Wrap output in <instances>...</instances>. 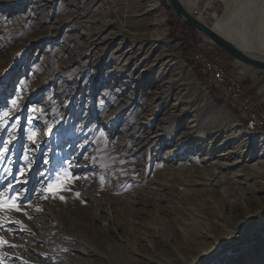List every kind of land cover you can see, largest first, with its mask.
Here are the masks:
<instances>
[{
	"label": "rangeland",
	"instance_id": "obj_1",
	"mask_svg": "<svg viewBox=\"0 0 264 264\" xmlns=\"http://www.w3.org/2000/svg\"><path fill=\"white\" fill-rule=\"evenodd\" d=\"M209 1L217 15L199 20L208 27L224 11L220 0ZM157 2V9L143 17L134 0H0V123L8 120L0 142L17 125L0 164V192L13 183L14 190L5 194L19 192L22 205L20 212L0 211V240L7 241L0 243L2 264H143L145 257L164 263V241L176 244L184 228L176 196L189 190L198 193L183 198L191 207L201 202L195 212L206 219L189 230H202L206 239L199 246L212 252L199 264H245L251 246L264 259L263 194L248 195L239 176L223 199L209 193L222 185L203 181L210 175L204 166L209 154L238 150L242 142L216 110L226 109L247 133L264 136V128L243 117L219 91L206 75L203 59L193 62L200 65L208 90L198 84L180 46L167 39L169 17L182 21L168 0ZM151 15L165 18L166 46L176 48L192 84L172 54L162 55L159 45L140 39ZM111 20L123 27L124 37L108 46L97 44L95 32ZM185 33L194 40L192 59L198 53L217 58L228 75L238 76L252 112L264 119V72L235 61L194 31ZM121 40L122 51L116 52ZM166 82L173 83L176 93L160 104L155 94ZM13 99L18 102L14 110ZM174 108L195 109V121L190 116L176 119ZM5 111L10 117H3ZM32 131L37 133L35 144L28 139ZM170 150L174 152L166 154ZM21 167L26 168L24 183H16ZM223 173L241 175L236 166ZM58 180L64 190L47 191V184ZM222 204L230 210L224 213L228 223L218 217ZM242 210L252 215L241 219ZM240 223H245L243 229ZM90 245L98 255L83 253Z\"/></svg>",
	"mask_w": 264,
	"mask_h": 264
},
{
	"label": "bare ground",
	"instance_id": "obj_2",
	"mask_svg": "<svg viewBox=\"0 0 264 264\" xmlns=\"http://www.w3.org/2000/svg\"><path fill=\"white\" fill-rule=\"evenodd\" d=\"M220 1L224 5V11L222 15L218 17L216 21L210 26V28L221 37L232 42L236 47H238L246 54L264 61V0H220ZM134 3L139 9L138 16H143V17L144 16L146 17L151 12L153 13L159 6L157 0H134ZM181 3L188 10V4H183V2ZM151 16L152 19L147 21L148 28L145 33L141 34L140 39L147 40L150 43H152V45H159L162 55L164 54L165 56H168L169 54H172L173 57L175 58V61L177 62V65L179 64L180 66L179 67L180 72H183L182 74L185 77L189 76L187 80L189 84H192L193 81L191 79V76L189 75V73H186L187 71L183 70V67L180 64V60L178 58L176 48H173L172 46H166V42H165L166 25L164 24L165 18L163 16H159V17H155V15H151ZM113 22L114 21L112 20L110 22L106 21V25H103V29L95 32L96 33L95 37H97L96 39L98 41L97 44H103V45L107 44L108 46L118 38L124 37L125 30L122 29L123 27L120 26L118 27ZM123 44L124 42L122 40L120 43H117L115 47L116 52L122 51ZM160 57L162 58V56ZM132 58H134V56ZM195 59L202 60L203 58H195ZM151 68L152 67L149 66L145 70L146 74L150 73V71L152 70ZM219 88L223 92V87H219ZM173 93H176L174 92L173 83L166 82L165 85L160 86V88L158 89V92L155 94L156 95L155 99H157V101L160 102V104H164L162 101L164 99L171 98L170 96H172ZM175 99L177 100V97L174 98V100ZM206 99L208 100V98ZM174 105H177V103ZM186 108L184 109L174 108L175 109L174 112H176V114L173 115L176 117V119H181L184 116L187 117L190 116V119L192 121H195L193 119L194 116L192 117L191 115H193L192 113H194L196 110L195 109L190 110ZM216 111L220 112L222 115H224L227 118L230 127H232L235 130L237 135L242 139L241 140L242 142H240L239 145L237 146L239 147L238 150H235L236 148L234 147L235 148V149L233 148L234 151L231 150L226 152L225 150H222L220 153H218L219 151H216L214 156H212L214 152L209 154L210 156L206 159L204 166L210 169V175L206 178V180H203L206 181V183L204 182V184L222 185L221 187L217 188L216 191L213 189V191H209V193H216L224 199L227 196L225 190L228 188L230 184H232L234 180H236L237 177L240 176L241 180L244 181V183L242 184H245L247 188L246 193L248 195L256 196V194L260 192L263 194L262 198H264V136L255 135L244 131L243 128H241L238 125V123L232 118V116L229 114V112L226 109L220 111L216 110ZM222 129L223 126H218V130H222ZM230 139L224 140V143L230 142ZM170 152L172 153L174 151L170 150L166 154ZM234 156H236L235 161L232 162L231 164H228L227 162H230L229 159L232 157L234 158ZM244 157L245 159L248 157L250 158L249 160L245 161ZM253 157L255 161H253L254 160L252 159ZM250 161L253 162L251 163ZM261 163L263 165L259 166L258 164ZM233 166H236L238 168V172H241L240 173L241 175H237L236 173L233 175L232 178L231 176L228 177L224 175L223 171H226L228 168ZM215 170L219 171V175H215L216 174ZM185 193L189 196H195L196 193L198 192L197 191L193 192L189 190L186 192L184 191L182 192V194L176 196V200L179 203V208H180L179 211H180V219H181L178 221L179 224H181L184 228H181L180 230L181 240H179V242H176V244L170 243L168 239L164 241V245L168 247V250L165 253L164 259H162L164 263L161 264H199V262L203 260L206 256H210L212 254L211 251H205L203 250L202 247L199 246L200 240L206 239V234L201 232L202 230L196 232L195 230H189V225H192L193 223L204 224L206 219H203L202 216H200L195 212V209L202 208L201 202L196 203L195 204L196 207H191L190 205L194 206L192 202H187L182 196ZM182 201L187 202L185 203L186 205L183 204ZM226 212L228 214L230 213V210L228 207L222 204L219 209L218 217L220 219H225L226 223H228V218H225ZM241 212H242L241 219L245 218L247 220L252 215V213L246 210H242ZM184 215L186 217H184ZM231 218L232 216L231 217L229 216V221ZM186 220H188V223L186 222ZM86 224L87 223L83 222V226H86ZM244 224L245 223H240L239 229H243ZM90 247H91L90 248L91 251L83 250V253L87 255H93V254L98 255L94 251L95 248L91 245ZM246 254L245 255L248 256L249 258L245 264H264V259H262V257L260 256L261 253L254 251V248L252 246L247 249ZM145 259L146 261L143 262V264H149V263L159 264L157 261H154L150 258L145 257ZM104 260L111 261L110 255H105ZM234 263L235 262H233L232 264Z\"/></svg>",
	"mask_w": 264,
	"mask_h": 264
},
{
	"label": "built area",
	"instance_id": "obj_3",
	"mask_svg": "<svg viewBox=\"0 0 264 264\" xmlns=\"http://www.w3.org/2000/svg\"><path fill=\"white\" fill-rule=\"evenodd\" d=\"M209 0H181L184 4H188L189 14L198 20H203L209 14L214 18L217 13L213 10L214 6ZM203 3V4H202ZM212 9V10H211ZM208 44L209 42L203 41ZM195 58H203V65L206 67V75L211 78L213 84H217L218 87H223V92L228 97L230 102L239 110L242 111V116L253 121L256 124L264 128V119L252 112L249 97L245 94L241 84V80L236 75H228L223 65L217 58L206 57L205 55L198 53ZM260 94L256 92V95Z\"/></svg>",
	"mask_w": 264,
	"mask_h": 264
},
{
	"label": "snow or ice",
	"instance_id": "obj_4",
	"mask_svg": "<svg viewBox=\"0 0 264 264\" xmlns=\"http://www.w3.org/2000/svg\"><path fill=\"white\" fill-rule=\"evenodd\" d=\"M11 104L13 106V110L18 107V102L15 99L11 101ZM3 117H10V112L9 111L3 112ZM7 125H8L7 119H5L2 123H0V132L5 131ZM16 127H17L16 124H12L11 131L8 132L9 139L7 141L0 142L3 145L2 147H0V164H2L3 161L7 158V153L9 151V145L15 140V136L13 135V132L16 130ZM36 136H37V133L35 131H32L30 132L28 139L33 144H35ZM25 151L27 152L28 149H25ZM25 159L27 160L28 157L25 156ZM44 162L45 164H47L49 161L45 160ZM28 167H30V165ZM5 172L8 175H12L11 169H8L7 167H5ZM25 175H26L25 167H21L20 169H18V173L15 177L16 183H24V181L21 178ZM70 178L76 179V177H70ZM14 188H15L14 184L10 182L7 184V189L5 190V192H0V211H16V212L22 211L21 198H20L21 194L19 192H16L15 194H12V195L5 194L8 190H14ZM62 190H64V187H63V184L59 182V180L56 184H52V183L47 184V191L52 192L53 194H55L58 191H62ZM44 198H47V197H44ZM60 199H63V197L61 196ZM27 206L30 207V205H27ZM37 211H40V209H37ZM24 215L27 216L28 213L25 211ZM16 223H19V221H16ZM0 243L6 244L7 241L0 240ZM10 247H16V245H10ZM0 264H2V261H0Z\"/></svg>",
	"mask_w": 264,
	"mask_h": 264
},
{
	"label": "water",
	"instance_id": "obj_5",
	"mask_svg": "<svg viewBox=\"0 0 264 264\" xmlns=\"http://www.w3.org/2000/svg\"><path fill=\"white\" fill-rule=\"evenodd\" d=\"M174 14L190 29L198 33L235 61L264 72V61L250 56L232 42L215 33L210 27L200 22L184 8L179 0H168Z\"/></svg>",
	"mask_w": 264,
	"mask_h": 264
},
{
	"label": "trees",
	"instance_id": "obj_6",
	"mask_svg": "<svg viewBox=\"0 0 264 264\" xmlns=\"http://www.w3.org/2000/svg\"><path fill=\"white\" fill-rule=\"evenodd\" d=\"M170 17L168 19V23L170 25V30H169L170 32H169V34L167 36L168 41L170 43H177L180 46L181 51H182L181 52V57H182L184 63L186 65L190 66L192 68V70L196 73V75H197L196 76V79H197L198 84L202 88L208 90V86L206 85V81H205L206 78L203 77V76H201L200 71H199L200 70V65L198 67L197 65L194 64V62H196L198 64V62H200V61L199 60H196L194 56H193V59L190 56L193 53V47H192V45H193V41L194 40H191V38L188 39L186 37L185 30H189L190 32H193L192 29H190L184 23L179 22L178 20H176L177 22L175 23L173 21V16H170ZM214 85H216V84H214ZM219 91H220V89H219ZM226 103L228 104V102H226ZM228 105H229V108L234 113V116H237L236 112L234 111L235 109L233 108L232 104H228ZM243 126L244 127L248 126L249 129L251 128V126L249 127L248 123H244Z\"/></svg>",
	"mask_w": 264,
	"mask_h": 264
}]
</instances>
